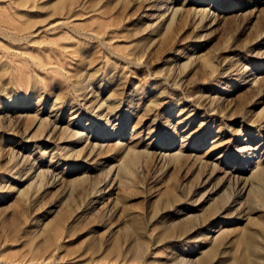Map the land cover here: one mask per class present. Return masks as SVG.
<instances>
[{
  "label": "rangeland",
  "instance_id": "obj_1",
  "mask_svg": "<svg viewBox=\"0 0 264 264\" xmlns=\"http://www.w3.org/2000/svg\"><path fill=\"white\" fill-rule=\"evenodd\" d=\"M0 264H264V0H0Z\"/></svg>",
  "mask_w": 264,
  "mask_h": 264
},
{
  "label": "bare ground",
  "instance_id": "obj_2",
  "mask_svg": "<svg viewBox=\"0 0 264 264\" xmlns=\"http://www.w3.org/2000/svg\"><path fill=\"white\" fill-rule=\"evenodd\" d=\"M254 224V223H253ZM250 242V241H249ZM254 249V248H253Z\"/></svg>",
  "mask_w": 264,
  "mask_h": 264
}]
</instances>
